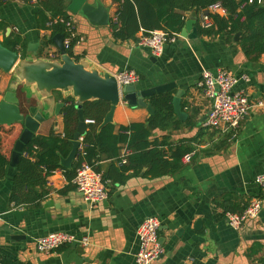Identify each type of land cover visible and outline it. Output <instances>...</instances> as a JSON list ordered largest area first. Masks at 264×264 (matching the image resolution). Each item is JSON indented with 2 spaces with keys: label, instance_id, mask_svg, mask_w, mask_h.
Returning a JSON list of instances; mask_svg holds the SVG:
<instances>
[{
  "label": "crops",
  "instance_id": "obj_1",
  "mask_svg": "<svg viewBox=\"0 0 264 264\" xmlns=\"http://www.w3.org/2000/svg\"><path fill=\"white\" fill-rule=\"evenodd\" d=\"M42 1L36 5L2 1L0 5L2 20L8 24L0 30L1 41L11 32L26 38V52L18 51L19 60L60 58L54 42L42 47L43 39L51 35L50 29L38 26ZM120 1L87 0L107 13L108 21L104 24H95L87 15L67 8V17L74 19L79 34L84 37L81 43L72 45L73 53L79 60H85L89 69L99 66L115 75L124 69L136 70L141 76L138 89L176 82L177 87L170 92L174 95L177 89L184 91L181 103L187 113L184 120L177 118L184 123L191 118L193 124L178 129L157 128L149 139L161 141L168 135L174 147L183 138L197 136L195 142L184 143L195 146L194 154L189 162L182 157L180 168L173 173L152 177L146 175V167L138 173L130 169L125 172L123 182L113 178L122 167L120 161L116 158L97 161L102 175H108V198L94 205L86 202L77 189L60 193L68 180L65 170L57 168L47 177L48 197L39 204L16 206L9 201L16 166L9 163L6 177L0 179V255L31 264H137L139 225L148 216H158L164 253L152 264H263L259 259L264 257V187L255 182V176L264 172V104L254 106L235 133L207 127L204 122L212 102L204 93L202 72L224 68L237 75L245 73L249 81H240L236 89H243L251 99L264 103V54L249 59L239 37L229 40L225 34L200 35L201 10L194 9L185 15L186 22L194 20L190 33L196 27L198 37H182L168 43L163 55L156 57L137 41H118L113 37L110 21L117 16ZM64 2L67 7L71 3ZM86 11L93 12L95 19H102L95 9ZM219 14L228 15L227 10ZM9 90L16 92L24 113H28L30 106L44 113L46 119L35 135H48L51 131L64 135L63 109L69 103L66 98L73 97L71 91L55 90L53 99H49L36 84L18 81L15 68L9 72L0 68V101ZM120 96L113 117L115 133L121 125L143 122L151 115L146 107L130 106L124 93ZM146 100L150 102L149 97ZM22 130L19 122L0 123V153L10 160ZM125 146L127 143L121 146V154ZM169 147L164 146L167 150ZM77 154L72 159L66 158V165L77 159ZM255 197L263 204L258 217L239 228L233 227L228 219L231 212L225 211V204L237 209ZM14 209L26 210L27 214L20 219L14 214L5 215ZM7 227L13 228V232ZM58 231L79 238L87 236L90 243L87 246L70 243L51 252L38 250V238ZM14 234L20 237L13 238Z\"/></svg>",
  "mask_w": 264,
  "mask_h": 264
},
{
  "label": "trees",
  "instance_id": "obj_2",
  "mask_svg": "<svg viewBox=\"0 0 264 264\" xmlns=\"http://www.w3.org/2000/svg\"><path fill=\"white\" fill-rule=\"evenodd\" d=\"M217 1L223 4L228 15L226 17L212 15L215 26L207 30L199 28L200 35L225 34L229 40H233L239 33V43L249 59L255 60L264 54V4H258L257 0L252 3L249 0H122L117 12L118 21L114 22L113 19L110 21L113 37L118 41L138 42L141 35H147L156 29L181 32L185 26V14L188 11L205 9ZM41 5L37 18L38 26L51 30L50 37L42 41V47H45L53 43L52 37L55 34L65 32L64 25L54 24L48 27L47 22L58 15L67 16L68 11L64 0H43ZM41 20L43 24L40 23ZM7 25V22L2 20L0 30L6 29ZM2 43L14 51L26 52V38L20 35L11 32ZM72 48H68V53L79 61L80 57L73 53ZM172 99L173 95L170 91L150 96L149 100L154 107V112L149 118L143 122L121 125L116 133L114 132L116 125L113 122L98 129L109 110V102L100 99L85 102L83 105L85 116L94 122L88 123L81 135L85 143L84 151L80 153L77 149V159H73L70 165H66L64 161L74 149V134L79 121L75 99L72 96L67 97L66 100L69 103L63 109L64 135L54 131L48 135H34L25 147V152L29 155H22L16 165L9 201L16 206L39 204L41 200L49 196L50 191L46 188L47 177L57 168L65 170L68 180V185L60 190V193L76 189L72 180L82 162L89 163L99 171L96 166L97 161L106 158L121 160V146L124 143H127L132 151L127 155V162L121 164V169H117L118 172L113 176L114 180L123 182L126 171L134 169V172L138 173L143 167L147 168L146 175L152 177L175 172L181 166L180 159L195 149L194 145L184 146V143L195 142L197 136L183 138L174 147L169 143L168 135L163 136L161 141L149 139L157 128L169 130L170 128L178 129L184 124L190 126L193 124L191 118L185 123L177 118ZM165 145L170 146L168 150L164 148ZM9 163L10 158L0 153V179L6 177ZM107 177L108 175L103 176L104 181ZM225 206L226 212L242 213L248 205L237 209L229 204ZM253 254L249 253L250 256ZM259 261L264 264V257H261ZM0 264L31 263L8 255H0Z\"/></svg>",
  "mask_w": 264,
  "mask_h": 264
},
{
  "label": "built area",
  "instance_id": "obj_3",
  "mask_svg": "<svg viewBox=\"0 0 264 264\" xmlns=\"http://www.w3.org/2000/svg\"><path fill=\"white\" fill-rule=\"evenodd\" d=\"M5 3L10 2H27L33 5L39 4L42 0H2ZM122 1V0H121ZM255 0H249L250 3ZM258 4H263V0H257ZM220 11H226L220 1L210 4L207 8L202 9L199 14V27L207 30L215 26L212 15H220ZM221 16V15H220ZM2 15L0 13V22ZM113 21L117 22V16L113 17ZM54 24H61L65 27L64 45L66 49L72 47L74 43H81L84 37L77 30L76 23L72 17L58 15L52 17L47 22L48 27ZM183 36L180 32H168L162 29L150 31L147 35H141L138 41L140 46L148 47L152 55L160 57L165 51L168 43H174ZM120 85L138 84L141 80L140 74L134 69H124L117 75ZM240 81H249L247 74H234L224 68H219L216 71L204 69L202 72V85L204 93L212 102L210 111L206 117L205 125L207 127L217 129L221 132L232 131L235 133L241 122L250 113L254 106H261L262 101H254L243 90L236 89ZM93 122V120H90ZM78 151H84L85 143L83 136L79 137ZM24 153L29 155L28 152ZM131 153L128 146L123 148L120 164L127 162V155ZM194 152L186 153L183 156L185 162H189ZM54 172V170L52 171ZM51 172V173H52ZM72 182L76 189L82 194L86 202L91 205L101 203L108 198V187L103 175L97 171L92 165L87 162H82L77 170ZM255 182L264 187V172L255 176ZM262 200L255 197L250 200L248 206L242 213H228V219L233 227L239 228L248 220L256 219L262 210ZM1 218V214H0ZM161 219L158 216L146 217L137 230L139 241V250L136 253L137 264H152L159 259L164 253V248L159 240V230L161 228ZM70 243H78L82 246H87L90 239L85 236L77 237L73 233L64 231L48 233L37 240V248L43 252L54 251L63 245Z\"/></svg>",
  "mask_w": 264,
  "mask_h": 264
},
{
  "label": "water",
  "instance_id": "obj_4",
  "mask_svg": "<svg viewBox=\"0 0 264 264\" xmlns=\"http://www.w3.org/2000/svg\"><path fill=\"white\" fill-rule=\"evenodd\" d=\"M68 10L73 13H83L91 19L93 23L104 24L108 21L107 13L99 6L97 8L91 6L87 0H70ZM2 0H0V5ZM95 9V12L101 14L102 19H95L94 13L86 11ZM93 8V9H92ZM102 11V12H100ZM194 24V20H188L186 26L181 30V35L187 38L198 37V30L195 27L192 33L190 30ZM10 30V28H9ZM239 33L235 35L238 40ZM52 41L60 51L58 60L37 59L30 61L28 59L19 60V53L6 47L0 39V68L4 71H11L15 68L18 81H25L26 84H36L37 89L45 97L53 99V91H71L75 99L76 108L78 110L79 121L74 134V149L70 155L72 159L79 146V137L84 133L87 124L91 123L85 117L84 103L91 100H104L109 102V110L106 112L103 121L99 124V130L109 123L113 122L114 112L121 100V93H124V99L130 106L141 105L146 107L150 114L154 112L151 102L146 99L155 94H162L172 91L177 87L176 82L170 81L153 87L138 89L139 84L120 85L117 76L108 71H104L99 66L89 69L85 60L77 61L72 57L65 45L64 34L59 32L52 37ZM184 91L177 89L173 95L172 103L175 114L178 118L184 120L187 113L182 109L181 98ZM62 105V104H61ZM46 119L44 113L37 110L36 106H30L28 113H24L19 104V98L15 91L6 92L2 101H0V123L13 124L19 122L23 126L18 139L15 142L10 165L16 166L22 157L26 145L32 140L37 132L40 124ZM15 215L18 219L27 214L26 210L14 209L8 211L5 215ZM7 230L13 232V228L7 227ZM13 238H19L20 235L14 234Z\"/></svg>",
  "mask_w": 264,
  "mask_h": 264
}]
</instances>
